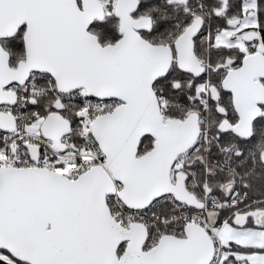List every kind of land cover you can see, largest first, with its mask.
I'll use <instances>...</instances> for the list:
<instances>
[{"label": "snow or ice", "instance_id": "6c2138e0", "mask_svg": "<svg viewBox=\"0 0 264 264\" xmlns=\"http://www.w3.org/2000/svg\"><path fill=\"white\" fill-rule=\"evenodd\" d=\"M0 264H264V0H0Z\"/></svg>", "mask_w": 264, "mask_h": 264}]
</instances>
